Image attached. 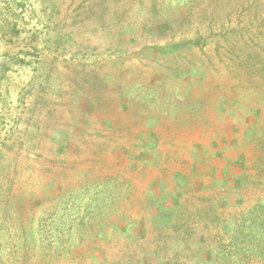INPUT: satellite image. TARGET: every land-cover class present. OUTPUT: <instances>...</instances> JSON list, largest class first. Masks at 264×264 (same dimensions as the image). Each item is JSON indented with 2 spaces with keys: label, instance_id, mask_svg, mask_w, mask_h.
<instances>
[{
  "label": "rangeland",
  "instance_id": "rangeland-1",
  "mask_svg": "<svg viewBox=\"0 0 264 264\" xmlns=\"http://www.w3.org/2000/svg\"><path fill=\"white\" fill-rule=\"evenodd\" d=\"M0 264H264V0H0Z\"/></svg>",
  "mask_w": 264,
  "mask_h": 264
}]
</instances>
